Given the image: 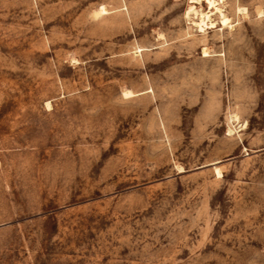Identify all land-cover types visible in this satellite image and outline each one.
Listing matches in <instances>:
<instances>
[{
	"label": "rangeland",
	"instance_id": "1",
	"mask_svg": "<svg viewBox=\"0 0 264 264\" xmlns=\"http://www.w3.org/2000/svg\"><path fill=\"white\" fill-rule=\"evenodd\" d=\"M216 4L0 0V264H264V0Z\"/></svg>",
	"mask_w": 264,
	"mask_h": 264
},
{
	"label": "bare ground",
	"instance_id": "2",
	"mask_svg": "<svg viewBox=\"0 0 264 264\" xmlns=\"http://www.w3.org/2000/svg\"><path fill=\"white\" fill-rule=\"evenodd\" d=\"M193 1V0H192ZM197 1V0H195ZM199 1V0H198ZM223 0H208V3L210 6H213L216 10L219 11V14L221 15V22L222 24H227L228 23V19L223 13L222 11L220 10L219 7H217V4L216 2H222ZM190 9V8H189ZM106 10L104 7L101 8V10L99 11H104ZM211 10V9H210ZM209 12V11H208ZM208 12L206 13H203V12H200L199 10H196L194 9L193 7H191V10H188L187 12V16L188 15H194L195 17L197 16L196 20L193 21V25L197 26L200 30L204 31V28L205 26L208 24V23H211L209 22L210 21V15L208 14ZM100 13V12H99ZM99 13H96V14H99ZM104 14V13H103ZM226 27V26H225ZM231 27V26H230ZM206 52V50H204V53ZM126 92V91H125ZM126 94H130V92H126ZM126 96V95H125ZM216 171H217V174L220 175V171L216 168Z\"/></svg>",
	"mask_w": 264,
	"mask_h": 264
}]
</instances>
